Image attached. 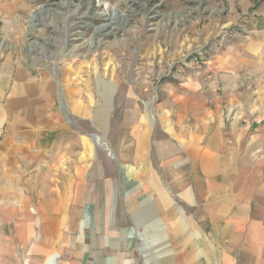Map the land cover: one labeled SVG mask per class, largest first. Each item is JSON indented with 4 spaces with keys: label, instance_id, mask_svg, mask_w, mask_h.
Masks as SVG:
<instances>
[{
    "label": "rangeland",
    "instance_id": "1",
    "mask_svg": "<svg viewBox=\"0 0 264 264\" xmlns=\"http://www.w3.org/2000/svg\"><path fill=\"white\" fill-rule=\"evenodd\" d=\"M9 59L39 79L54 74L62 133L91 140L80 188L64 189L39 163L28 166L18 227L28 217L34 232L59 228L47 238L58 246L48 256L58 255L54 264H155L177 245L172 236L193 232L166 185L179 169L171 160L182 155L180 136L200 132L216 113L247 129L264 116V0H0V78ZM63 67L82 81L91 72L88 106L83 86L81 108L70 101L74 90L59 86ZM90 110L110 115L101 123ZM64 142L77 147L75 137ZM69 191L72 203L63 199L57 219L42 221L41 199ZM44 240L28 237V246ZM30 248L16 254L21 264L36 262Z\"/></svg>",
    "mask_w": 264,
    "mask_h": 264
},
{
    "label": "crops",
    "instance_id": "2",
    "mask_svg": "<svg viewBox=\"0 0 264 264\" xmlns=\"http://www.w3.org/2000/svg\"><path fill=\"white\" fill-rule=\"evenodd\" d=\"M9 62L13 63L9 59L0 78V205L3 206L0 217L4 221L0 224V255L7 259L2 264H21L16 254L28 253L30 247L36 254L34 264H54L58 255L48 256L58 246L55 241L49 245L47 238L57 236L59 228L53 223L49 229L34 232L35 228L28 226V217L18 227L16 206L28 210V197L17 204L18 190L28 187V166L36 163L42 173L46 171L47 181L54 178L67 190L71 186L80 188L83 172L80 158L82 153L91 152V140L62 133L61 129L67 126L61 115L54 74L47 73L39 79L26 67H14V63L7 70ZM70 71L75 78H69ZM59 72L63 91L74 90V99L70 101L79 102L78 86H83L81 94L88 106L94 95L89 84L91 72L86 71L88 79L84 81L79 70L70 69L65 74L63 67ZM79 81L81 84H76ZM101 88L103 91L99 92L105 97V89L109 88ZM109 115L102 110L101 114L91 112L89 117L103 123ZM144 120L143 115L140 121ZM209 120L213 123H204L200 132L192 128L193 132L187 130L186 138L180 136L186 141L185 146H180L182 155L171 160L180 164L176 165L179 169L171 170L166 179L168 191L187 212L179 218L181 225L188 219L193 232L172 236V243L176 240L177 245L172 246L170 255L159 258L155 264H264V116L250 129L240 121L227 122L217 113ZM74 137L83 151L64 142ZM87 168L88 173L91 166ZM55 172L57 175L51 177L50 173ZM64 193L65 196L54 195L52 200L49 197L39 200L42 221L57 219L58 205L62 206L63 199L71 204L76 198L70 191ZM35 235L45 240L28 246V237Z\"/></svg>",
    "mask_w": 264,
    "mask_h": 264
},
{
    "label": "bare ground",
    "instance_id": "3",
    "mask_svg": "<svg viewBox=\"0 0 264 264\" xmlns=\"http://www.w3.org/2000/svg\"><path fill=\"white\" fill-rule=\"evenodd\" d=\"M98 139V138H97ZM99 144V143H98Z\"/></svg>",
    "mask_w": 264,
    "mask_h": 264
}]
</instances>
